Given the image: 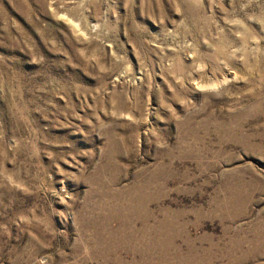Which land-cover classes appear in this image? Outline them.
I'll list each match as a JSON object with an SVG mask.
<instances>
[{
    "label": "rangeland",
    "instance_id": "obj_1",
    "mask_svg": "<svg viewBox=\"0 0 264 264\" xmlns=\"http://www.w3.org/2000/svg\"><path fill=\"white\" fill-rule=\"evenodd\" d=\"M0 264H264V0H0Z\"/></svg>",
    "mask_w": 264,
    "mask_h": 264
},
{
    "label": "bare ground",
    "instance_id": "obj_2",
    "mask_svg": "<svg viewBox=\"0 0 264 264\" xmlns=\"http://www.w3.org/2000/svg\"><path fill=\"white\" fill-rule=\"evenodd\" d=\"M219 85V84H218ZM198 89V88H197ZM199 90V89H198Z\"/></svg>",
    "mask_w": 264,
    "mask_h": 264
}]
</instances>
